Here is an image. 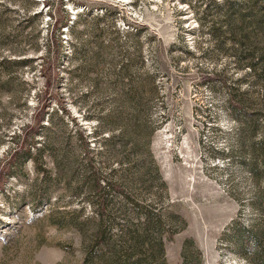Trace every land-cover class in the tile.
Masks as SVG:
<instances>
[{"label": "rangeland", "instance_id": "1", "mask_svg": "<svg viewBox=\"0 0 264 264\" xmlns=\"http://www.w3.org/2000/svg\"><path fill=\"white\" fill-rule=\"evenodd\" d=\"M60 2L0 0V63L33 59L0 65V164L47 111L28 135L45 170L14 160L0 185V264H113L146 232L160 234L163 253H135L137 264H264L243 243L264 208V32L250 23L264 24V0H62L63 12ZM26 5L40 12L37 36ZM93 13L106 15L96 25ZM64 14L83 31L64 29L59 80L42 96L40 62L54 58Z\"/></svg>", "mask_w": 264, "mask_h": 264}, {"label": "trees", "instance_id": "2", "mask_svg": "<svg viewBox=\"0 0 264 264\" xmlns=\"http://www.w3.org/2000/svg\"><path fill=\"white\" fill-rule=\"evenodd\" d=\"M32 1H35V0H32ZM32 4V3H31ZM35 4V3H34ZM48 4V3H47ZM233 10V13L235 15L238 16V18H241V21H239V25L240 24H245L246 23V20L243 19V14H240L237 10H238V7L237 5H235L234 3H227ZM63 5L64 3H62V0L60 3H58V10H60L61 12H63ZM25 12L26 14H29L26 19V22L27 24H30V25H33V30L36 32V36L38 33H40V29H38V25L40 24L39 21H34V19L40 15V12H33L32 14H30V9H29V5L25 7ZM252 12V11H251ZM251 14V13H250ZM1 15V14H0ZM66 16H64V20L63 19H57L55 18L54 20V25H55V28H56V32L53 33L50 37L51 39V43H52V48L54 50V54L55 56H53L54 58H48V56L46 55H43L42 56V61L40 62V65H41V74L42 76L44 77V85H43V89L41 90V94L42 96H45L47 94H50L51 95V87L54 85V84H57L59 78H58V73H55L54 72V68H55V65H56V60L58 58L57 54L59 52V49L61 48V44H62V39L64 37H62L63 35V31L64 29H66V31L70 32V34L73 35V37L75 38H80V35L82 33L83 30L81 31H78L77 30V21L74 20L72 21L69 16L67 14H64ZM88 17H91L90 19L96 23H97L103 19V17H105L106 14L102 13L100 15V13H93V14H90L92 16H90L89 14H86ZM246 15V14H245ZM246 18V17H244ZM254 18H256V14L255 15H252L251 16V21L250 23H253L254 24V29H259L260 31H263L264 32V24L263 22H256L257 19H262V17H257L255 20ZM38 19V18H36ZM250 20V19H248ZM249 23V21L246 23V25ZM114 27V26H112ZM96 30V31H95ZM244 30V28L242 27H238L237 28V34L241 36V40H240V44L241 43H246L248 44L251 40V36L248 32H244L242 33ZM91 38H92V42L93 43H96V46L97 48L101 49V47H98V43L99 42V38L101 37V34H102V31L100 29H91ZM234 32V31H233ZM115 34L119 33V30L115 29L114 32ZM137 30L134 31V33H130V35L132 37H135V35H137ZM235 33V36H236V31L234 32ZM250 44L252 45V43L250 42ZM107 47H112V45L109 43V45ZM14 53L16 54H20L21 51H13ZM82 52H84L83 50H81L79 52L78 48H75L74 49V54L73 56H76V55H81ZM99 55V52L97 49L93 50L91 49V57L93 58H97ZM264 55V52H262L261 56ZM251 58H254L253 54H252V57ZM33 59H5L4 61H2L0 63V65H3L5 66L6 68H10L14 65H21V64H25V63H29L31 62ZM250 65L252 66V63H250ZM76 70V69H74ZM76 72V71H75ZM130 90L131 88L129 89L128 93L129 95L133 94L134 93V90L132 89V92L130 93ZM227 97H228V102L229 104L232 106V102H233V99H232V93H228L227 94ZM46 102V100H45ZM45 103H42L38 109V111L36 112V114L34 115L33 117V123L31 125H28V128H29V132L25 133V135L23 136L22 140H21V143L18 145V150L15 149L12 151L9 152V157H8V161L10 160V162L8 163H4V164H0V185L6 180V178L9 177V175L11 174V167H12V163L14 162V160H17V162H23V161H31L33 166L35 167L36 166V169L38 170H45V167H44V163H43V159L42 157L40 156V154L38 153V149L36 150V147L33 146V144H30L28 143V135L31 133L32 137L31 139L34 138V134L38 131H40L41 129L45 128L44 125H43V120L45 118V114H46V110H45ZM65 110L63 107H62V111ZM134 114H137L138 112L136 111H133ZM107 115H110L109 113H107ZM88 117V116H87ZM100 125L98 124L97 126V131L98 129H100ZM78 128V127H77ZM134 128H137L140 130H143L145 128V126L141 123L139 124H135L134 125ZM76 130H79L78 131V138L81 140L82 143H84V146L86 147H89L88 145V140H87V137L84 133V131L80 128L76 129ZM113 138V135L111 132H108L107 133V137L106 138H103L105 142L109 143ZM33 150V151H32ZM35 151V152H34ZM8 155V154H7ZM91 162V160H90ZM90 165V164H89ZM91 166V165H90ZM252 170H254V168H251ZM254 175L256 177H258L260 175V172L259 171H253ZM92 182H93V187L94 189H100L101 188V184L99 183V181L97 180L96 178V175H92ZM260 196L258 197V200H260ZM262 200V199H261ZM99 207L102 209V210H105L107 207H106V204L104 202V199H101L100 200V204H99ZM258 208L262 209L263 210V217H262V227L260 229H257V231H253V230H244L243 229V233L244 234H247V238L244 239V246L248 247L249 250H252L253 253H257V254H260V256L264 255V208L261 206H258ZM149 227H147L146 229H148ZM241 246H243V243L242 242H239ZM135 253H138V254H141V255H144V257H148L151 260H154L156 257L159 258V256H162V253H163V244H162V241H161V236L159 233H147L146 232V237H144L143 240H140V242H134L132 244H130V247L129 249L125 252V253H122L121 255L118 254V252H114L112 257H109L107 258V260H110L109 262H113V264H137L141 261V258L142 257H138L136 259H133V255ZM99 260L102 259V256L99 255ZM152 262V261H151Z\"/></svg>", "mask_w": 264, "mask_h": 264}]
</instances>
